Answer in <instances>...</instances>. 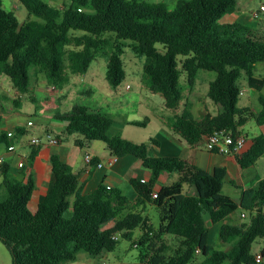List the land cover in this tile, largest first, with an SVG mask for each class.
I'll return each instance as SVG.
<instances>
[{"label":"trees","instance_id":"trees-1","mask_svg":"<svg viewBox=\"0 0 264 264\" xmlns=\"http://www.w3.org/2000/svg\"><path fill=\"white\" fill-rule=\"evenodd\" d=\"M19 1L28 12L22 24L2 8L0 0V76L8 77L19 95L14 105L22 97L37 102L32 70L44 75L51 87L63 89L72 76L86 74L100 56L106 57L107 82L117 89L126 79L122 57L130 48L145 60L146 88L161 95L165 109L171 111L162 117L163 124L190 146H204L216 131L243 135L242 128L251 119L264 124V75L256 71L264 63V29L220 22L237 0H178L173 10L163 2L147 0H64L63 7L43 0ZM179 56L183 57L181 69ZM200 71L215 73L207 97L221 112L206 113L197 120L190 103L181 113L177 109L184 94L181 75H186L193 90ZM242 79L259 92L258 116L239 107ZM7 99L0 93V104ZM55 119L66 124L56 134L61 141L76 136L75 144L81 148L103 142L110 156L141 160L150 176L130 181L133 199L105 183L93 196L83 197L78 175L53 155L55 183L33 212L29 203L36 188L34 179L26 175L22 181L4 163L0 166V241L10 251L13 264H65L76 260L81 251L100 259L114 252L121 238L134 240L133 245L143 251L141 261L147 264H264L252 252L258 240L264 244V178L239 187L235 201L224 194L225 169L210 174L180 157L153 156L150 146L158 145L156 140L139 144L120 135L108 136L104 132L107 114L76 105ZM148 123V119L129 122L139 128ZM25 135L20 128L15 132L16 140ZM13 139L0 132V146L7 151ZM38 150L32 149L31 161ZM263 156L264 134H259L237 158L244 170ZM164 174L176 180L160 186ZM151 207L158 213L157 226L148 214ZM239 210L248 223H232ZM209 224L221 225L219 237L228 250L209 243ZM137 229L141 232L138 242L134 239ZM167 242L173 243L169 254ZM260 254L264 259V245Z\"/></svg>","mask_w":264,"mask_h":264},{"label":"crops","instance_id":"crops-1","mask_svg":"<svg viewBox=\"0 0 264 264\" xmlns=\"http://www.w3.org/2000/svg\"><path fill=\"white\" fill-rule=\"evenodd\" d=\"M161 2L165 3L166 5H168V3H171V5H176L178 0H163ZM227 14L236 15V20L233 24H241L244 26L257 28L259 25H264V2L261 3L260 8L256 11L249 10L248 8L243 6H238L237 2H235L228 7ZM262 65L264 66V64ZM262 75H264V73H262ZM2 80L3 79H0V82H2ZM72 83L74 82L71 78L70 84ZM74 84L76 85L77 83L75 82ZM49 86L50 85L48 84L46 91H42V94L44 95L45 93H47L45 96H43L44 104L42 105V103H40L41 101L36 99L37 102L34 103L36 104L34 116L29 117L23 113L22 106L25 97H22L21 102L18 105H14V100L18 98L19 95L13 89V92L8 95V99L0 104V132H16V130L20 128L26 133L24 137H21L18 140L14 138L11 141V145L16 146L14 151L9 152L4 148V146H0V156H3L5 158V165H7V167L10 169V172L15 177H18L24 182L27 180L26 175H30L34 179L36 188L29 203V208L33 212H35L38 205L43 201V199L46 197L55 183V176L52 171L51 165V157L53 155H57L64 163L72 168L74 173L78 175L81 184L80 192L83 197L93 196L100 184L105 183L107 186L122 189L125 194L127 193L126 195L130 199H133L134 193L130 181L132 179L143 181L145 179H148L150 176L149 170L144 168L141 160L134 156L119 158L115 165L108 166L107 163L111 156L109 152L106 151V149L103 152L93 150L91 151V148H89V144L86 147L81 148L75 144V138L74 142L69 141L68 139L65 142L60 140L59 145L46 144L39 148L37 155L32 161L28 158L25 160L23 159L26 151L28 150L27 142L29 141V137L31 135L39 136L36 133L35 128L37 127L44 136L49 133L53 136L62 133L66 128V124L64 122L56 120L55 116L59 113L69 112L74 107L73 106L69 110H62L61 102L65 96V87L63 89H56ZM35 87L40 89V86L38 84H36ZM127 88L128 86L126 87V90ZM242 88L244 93L243 95H241V97L248 96L249 99L248 104L241 108H249L252 110L255 116H258L261 111L258 102L259 92L249 88L247 84L242 85ZM32 89L35 98H37L35 95L36 90H34V88ZM248 89L255 91V95L253 94L252 96H249ZM51 97L55 98L59 102L58 105L53 104L50 101ZM205 104L199 98L194 107L196 114L192 109V114L197 120L203 118L206 113L217 115L221 112L220 107L215 105L212 113L211 110H209L207 106H205ZM87 107L92 110L102 112L99 108H97V106L92 105ZM163 116L164 115L162 114V117ZM146 119H148L150 123V119ZM133 121L137 120H126L124 121L123 125L133 126L129 124V122ZM29 122H33V125L29 126ZM113 123L116 124L115 122ZM258 126L260 130L259 134H264V124H258ZM112 128L113 126L111 125V122L109 125L105 124L104 132L111 137L120 135L123 138H126V140L136 142L135 139H137L136 137L138 136L137 132L131 131L129 136L124 137V130H114V132L111 134ZM161 130H163V136H160V140H156L158 141V145L152 144L150 146L151 155L156 157H180L210 174H212L213 171L217 168L225 169L227 172V182L225 185H228L230 187V194H233L235 197H237L236 199L232 198L235 201H238L240 197L239 187H250L254 184L255 180L260 177L256 171H253V168L256 164L248 169L243 170L239 165L237 156L235 155H221L215 152H211L206 148V144L202 147L194 148L190 146L186 141L180 139L170 129H164L163 127ZM242 134L247 138V145L245 149V151H247L252 147V145L254 144V138L259 134H256L252 138H250L248 134H245L243 132ZM86 154L92 155L94 161L96 160L93 165H88L85 162ZM22 162L23 166L20 167V164ZM98 163H103L104 166L99 168L97 167ZM175 180L176 177L164 174L161 178L160 186L169 185ZM230 181L234 182L236 186L232 185ZM233 217H235V215H233L232 218ZM102 264H107V262H103Z\"/></svg>","mask_w":264,"mask_h":264},{"label":"rangeland","instance_id":"rangeland-1","mask_svg":"<svg viewBox=\"0 0 264 264\" xmlns=\"http://www.w3.org/2000/svg\"><path fill=\"white\" fill-rule=\"evenodd\" d=\"M45 3L52 6L63 7L66 5L64 0H43ZM151 3H159L163 0H147ZM264 0H237L238 6H243L249 10L256 11L260 8L261 3ZM168 9L173 10L175 5L168 3ZM2 8L10 15L14 17L18 24H22L28 19V12L25 6L19 0H2ZM236 15L227 14L220 21L221 23H234ZM259 27V26H258ZM257 27V28H258ZM260 28L264 29V25H261ZM124 67L126 70V79L120 87L117 89L112 88L106 79L107 72V61L106 57L100 56L95 61L92 62L89 70L84 75H74L72 76L74 83L66 86L64 92V98L61 102L62 110H69L73 106H97L102 113L108 115L106 124L113 126L111 134L114 130H124V137L129 136L131 131L138 133V136L135 139L134 143H150L151 140H160L163 136V127L167 129L162 123V114L163 117L170 114L168 110L165 109L164 99L159 94H152L145 86L143 82L144 75V59L137 58L135 54L131 51L130 48L126 49V53L123 55ZM183 57H178L179 68L181 69V62ZM264 63L257 65L256 71L257 75H262L264 73ZM215 73L200 71L196 79L194 89L191 90V87L187 83L186 75L183 73L180 78V87L183 89V98L178 104V113L182 112L185 107L186 102H189L194 110V107L199 100L202 102L208 103L205 104L209 110L213 113L215 104L208 99L206 92L208 90V85L210 80H213ZM0 79H3L0 82V93L6 94L7 96L13 92L11 82L8 77L0 76ZM31 80L32 88H34L35 95L42 105L43 96L47 93L42 94V91H46L48 84L47 79L42 74H35V71H31ZM38 84L40 89L36 88L35 85ZM241 85H246V81L242 79ZM128 86L127 90L126 87ZM50 87V86H49ZM131 89V90H130ZM249 96L255 95V91L248 89ZM60 93V92H58ZM248 96L241 97L239 101V106L243 107L248 104ZM53 104L58 105V101L51 97L50 100ZM36 104L32 103L28 97H25L23 100V113L26 116H34ZM199 111V110H198ZM99 112V111H97ZM196 114V111L194 110ZM146 118L150 119V123L146 128H138L134 126H125L124 121L126 120H137L144 121ZM115 122L116 124H114ZM36 133L39 136H44L41 131L36 127ZM243 133L248 134L250 138L260 133L259 126L256 120L251 119L248 121L242 128ZM76 136L69 137V141H73ZM129 138V137H127ZM126 139V138H125ZM89 148L92 151L103 152L106 149V146L103 142L94 141L89 144ZM253 171H256L261 178H264V156L256 163ZM2 184V178L0 177V186ZM230 187L225 185L224 194L229 195L231 198L236 199L233 194L229 192ZM127 194V193H126ZM31 210V209H30ZM32 211V210H31ZM148 214L155 226L158 225L159 217L156 208H149ZM235 217L231 218L234 224H241L243 222L248 223V217H243L240 213V210L235 212ZM219 226L220 224L211 225L209 243L215 248L228 250L229 246L223 244L219 238ZM140 229L135 231L134 239L138 241L140 238ZM133 241H128L121 238L118 248L100 259H96L90 256L88 253L81 251L78 253L76 260L69 261L65 264H102L107 262V264H147L141 261V254L143 253L141 248H135ZM169 249L167 253H171L173 248L172 242H167ZM262 240H258L254 245L252 252L254 254H259L260 249L263 247ZM159 245H157L158 248ZM175 246V245H174ZM264 263V259L262 260ZM0 264H13L12 256L8 248L0 241Z\"/></svg>","mask_w":264,"mask_h":264},{"label":"built area","instance_id":"built-area-1","mask_svg":"<svg viewBox=\"0 0 264 264\" xmlns=\"http://www.w3.org/2000/svg\"><path fill=\"white\" fill-rule=\"evenodd\" d=\"M263 9V7H262ZM244 91L243 89L240 92V95H243ZM29 126L33 125V122L28 123ZM9 138H15V132H10L8 133ZM46 144H51V145H59L60 144V139L57 138L56 136H53L52 134H46L44 137H39V136H33L31 135L29 137V141L27 142L28 145V150L26 151L23 159H30L32 155V149L40 148ZM247 145V138L244 135L240 136H232L231 134L225 132V131H216L212 133L208 138H207V143H206V148L211 151L215 152L217 154L221 155H235L238 156L242 154ZM16 146H10L8 148L9 152L14 151ZM118 157L111 156L108 160V166H113L115 163L118 161ZM94 161V158L90 154H86L85 156V162L88 165H92ZM5 163V158L3 156H0V166ZM23 166V162L20 164V167ZM103 163H98L97 167L101 168L103 167ZM155 197H157L156 194H154ZM243 217H245L244 214H242ZM116 239V237H115ZM134 247H138L137 244L134 245ZM263 258L261 254L259 253L257 255V261L262 262Z\"/></svg>","mask_w":264,"mask_h":264}]
</instances>
